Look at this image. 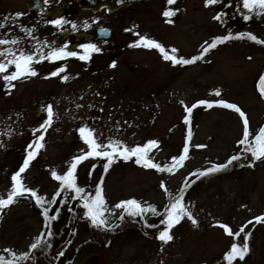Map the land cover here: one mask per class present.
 Here are the masks:
<instances>
[{"label":"rangeland","instance_id":"rangeland-1","mask_svg":"<svg viewBox=\"0 0 264 264\" xmlns=\"http://www.w3.org/2000/svg\"><path fill=\"white\" fill-rule=\"evenodd\" d=\"M146 9L149 20L157 19L153 5ZM216 11L189 9L179 22L180 41L173 42L168 38L165 41L167 47L180 49L177 53L185 55L196 52L195 57L202 55L204 44L212 39L211 33L221 34L222 37L228 35L221 23L224 15ZM216 16L220 17L221 22L214 19ZM193 22L197 24L196 29H192ZM246 23L244 42L225 41L218 44L210 57L203 54V59L195 65L180 68L172 61L153 59L141 50L135 51L131 58L133 84L127 91L120 85L113 89H85L81 87V80L53 91L57 102L55 108L63 116H57L45 135L43 147L39 148L35 159L22 173L23 185L33 186L44 200H50L61 189V182L54 179L52 173L65 175L73 159L90 150L85 136L77 138V122L72 120L78 116L82 105L87 108L95 99L108 98L110 103H130L127 106L130 109L128 132L124 135L118 133L115 127L121 125L120 129H123L124 117L111 127L112 133L110 130L99 131L109 121L107 117L97 115L96 121L87 123L86 127L94 133L97 143L108 145L110 141L118 142L132 149L156 141L158 147L150 149L147 157L161 168L171 167L173 158L181 156L185 146L189 148L188 158L172 172L146 168L132 158L125 161L119 157L114 159L107 171L99 164L91 168V163L97 157L86 159L77 166L76 186L86 188L91 179L92 185L88 189L92 190V200L102 187L105 202L103 215H108L104 217L105 220L119 213L120 208L116 206L121 202L136 199L146 208L156 210L155 213L144 214L149 222L158 227V233L155 237L151 234L147 237L133 228L127 234L118 235L112 244L101 242L100 245L90 246L93 228L85 229L86 250L77 257L76 264H227L225 254L234 242L243 244L244 234L234 239L219 227L221 224L231 228L233 233L247 225L245 233L251 232L247 241L250 249L248 255L243 261L237 259L233 264H264V222L256 223L257 217L264 216V159L255 160L253 156L247 159L246 166L230 175L209 174L206 175L209 177L207 180H196L183 198L192 219L185 217L171 228V241L164 243L158 239L160 232L167 227L161 221L163 217L166 219L168 206L175 202L178 189L186 187L193 179L192 174L197 170L212 168L216 163L222 165L231 159L232 154L245 147L239 143L244 135L242 118L231 109L216 106L217 102L223 100L235 104L246 114L251 133L249 140L264 127V94L257 87L264 71V47L247 36L251 33L258 35L259 24L254 21L253 15L246 19ZM216 38L221 36L212 41ZM141 75L148 80L141 79ZM261 85L264 88V80ZM217 91L219 95H216ZM42 94L44 96L43 90L38 94L39 101L43 98ZM13 95L14 90L5 91V98ZM190 101L193 104L187 105ZM200 101H209L214 106L193 108L191 139L187 140L189 123H185L188 115L186 109ZM66 106L70 108L68 113L64 111ZM121 113L125 114L124 110ZM106 114L109 116L111 112ZM10 116L12 113L5 115V121H0V129H3L0 131V199L13 189V181L8 177L13 170L10 164L21 156L24 160L23 142L30 139L26 134L17 135L22 122H18L11 133L5 131ZM43 122L44 119H38L37 125ZM175 124L179 125L178 129L171 132ZM95 125H99V129ZM168 133L170 137L166 136ZM103 177L107 180H103ZM68 193L77 192L69 189ZM110 205L112 208H109ZM11 213L12 217L20 219L21 229L16 234L7 233L9 224L3 226L0 246H19L23 252L32 237L41 235L46 218L24 200ZM60 218L66 221L63 215ZM193 219L196 224L192 223ZM249 221L252 223L249 224ZM81 238L79 236L77 240Z\"/></svg>","mask_w":264,"mask_h":264},{"label":"flooded vegetation","instance_id":"flooded-vegetation-1","mask_svg":"<svg viewBox=\"0 0 264 264\" xmlns=\"http://www.w3.org/2000/svg\"><path fill=\"white\" fill-rule=\"evenodd\" d=\"M243 4L244 0H218L214 4H207V0H175V3L171 4L168 0H154V3L152 0H127L125 2L119 0H92V4L82 3L81 0H0V22H3V27H0V40L9 41V43L0 44V51L5 52L4 56H0V63L7 64L9 60L19 56L21 52L31 54L35 58L31 68L37 73L36 76H25L19 80L11 81L14 87H8V82L3 79V76L15 72V66L10 65L7 72L0 73V121H5V115L12 113V117L10 116L7 119L8 123L5 126V131L11 133L14 131L15 125L22 122L17 135L26 134L30 138L29 141L23 142L24 160L21 156L19 159L16 158V161L14 160V165L10 164V169L13 170L8 177L12 179L13 175L22 167L28 152L31 151L29 145L38 135L37 130L48 120V106L52 107V123L48 126L40 143H44L45 135L57 116H63V113H57L55 108V103H57L53 96L55 89L67 88L69 83L81 80L83 83L81 87L85 89H113L120 85L123 87L122 89L127 91L133 84L131 58L135 51L141 50L147 57L165 60L158 49L135 47L133 45L138 43L142 37H147L160 43L171 55V47H167L165 41H168V38H171L173 42L180 41L179 22L187 15L189 9H216L219 14L224 15V21L221 22L220 19L219 21L223 24L225 33L228 34L225 37H233L226 42H244L245 24H247L245 17L250 15L247 14L249 9L244 8ZM150 5H153L156 13L157 19L155 20L148 19L146 8ZM165 11H173L175 15L165 17L163 15ZM252 12L255 13V16H253L254 21L259 24L258 35L254 33V36L260 41H264V10L256 8ZM18 13L23 15L17 17L16 14ZM5 18L8 19L5 20ZM58 20L62 21L59 25L55 23ZM169 20H171V23L168 22ZM192 25V29H196L197 24L193 22ZM126 29L131 31H126ZM242 34L243 38H241ZM210 36L212 39L217 36L222 37L221 34L216 35L215 33H211ZM212 39H208L206 42L210 43ZM13 40L17 43H10ZM207 43L204 44L205 47H207ZM89 45H95L99 52L90 53V59H80V56L89 55L86 47ZM60 48H64L66 52H74L76 55L60 60L41 59L42 55L48 56L52 51ZM215 50L208 51L204 54L205 57H210ZM177 51L181 50L177 49ZM9 53L15 54V56ZM195 54L197 52L187 55L175 53L177 58L184 59H192ZM35 60H40V62L37 63ZM113 63H115V67L111 66ZM177 65L181 68L195 64ZM61 68L64 71H59ZM54 72H59V75H53ZM64 76H67L68 79L64 80ZM141 79L148 80L145 75H141ZM189 80L191 82V76ZM6 90H14V95L5 98ZM42 90L44 96L42 94L43 98L39 101L37 97L39 92L42 93ZM124 101L129 100L124 99ZM192 104V101H190L187 105ZM128 105L130 103L127 105L117 101L110 103L108 98L95 99L88 104L87 108L82 105L78 116H75L72 120L77 122V138L86 136V133L82 135L79 130L82 128L87 129V123L96 121L97 115L107 117V120H109L104 129L99 125H95L97 129L100 127L99 131L108 132L110 130V133H112L111 127L116 121L124 117L123 129H120L121 125H115V127L118 133H127L128 112L130 111L127 108ZM120 107V112H117ZM69 110V106L64 109L66 113ZM122 110L125 114L121 113ZM108 111L111 112L109 116L106 114ZM38 119H44V122L37 125ZM192 121L193 114L191 113L188 126L190 131ZM2 130L0 129V131ZM166 136L170 137V134L168 133ZM119 144L124 146L122 143ZM101 150L111 151L110 148H102ZM118 157H114V159ZM132 159L136 160V157ZM249 159H252V157ZM242 160L247 162L244 157H242ZM94 162L91 163L93 164L91 168L99 164L105 169L107 159L97 157ZM226 163L228 161L224 162V164ZM198 176L196 175L191 179L186 187L182 186L178 189L175 198L180 196L184 198L186 192L194 186ZM102 179L107 180L105 177ZM60 182L64 195L56 212H52V207L57 194L51 197L50 200H44L40 198L38 191L31 185L24 186L26 189L36 192L38 200L42 201V203H39L42 210L34 209L31 205L30 196L25 194L17 197L13 204L0 212V233L7 223L9 224L7 233L16 234L20 231V219L12 217L11 211H15V207L23 200L29 203L33 210L46 218L44 225L41 227V235L32 237L28 247L23 252L19 246L13 245L12 247L11 244L5 247L0 246V256H3L6 261L14 260V264H76V261L78 263L77 257L86 250V237H83L86 234L85 229L93 228V232L91 231L93 242L90 238V246H96L97 243L100 245L101 236L98 237V235L101 234L103 229L113 232L110 237L112 239L111 244L118 235H124L128 230L132 231L133 228L148 237L146 234H149L150 228L146 225V222L151 225L155 231L154 234L157 235L158 227H155L146 219L145 212L142 215H130L125 208H120L119 213L114 218L110 217L108 221H105L103 226L92 225L91 220L86 216L87 208L84 206L86 199L89 203L92 201V190L91 188L88 189L92 185V180L90 179L87 183V189L80 188L82 189L80 193L73 194L68 193L71 188L63 187L62 181ZM78 186L81 185L78 184ZM61 189L58 193L61 192ZM8 195L2 197V199H6ZM136 201L141 207L146 208L140 201ZM109 208H112V206L110 205ZM46 210L47 216L43 214ZM61 215L64 216L66 221L61 220ZM103 217H108V215H103ZM163 219L165 220V217ZM79 236H82V238L77 240ZM33 244H38V246L33 249L31 247ZM61 253L63 254L61 255ZM20 257H26V259H20Z\"/></svg>","mask_w":264,"mask_h":264},{"label":"snow or ice","instance_id":"snow-or-ice-1","mask_svg":"<svg viewBox=\"0 0 264 264\" xmlns=\"http://www.w3.org/2000/svg\"><path fill=\"white\" fill-rule=\"evenodd\" d=\"M123 2V0H121ZM168 2L175 3V0H168ZM218 0H207V4H214L217 3ZM243 7L246 9H249V11H252L256 8H259L261 10H264V0H244ZM17 17L20 15H23L21 13L16 14ZM165 17H171L175 15V12L173 11H165L163 13ZM249 17H245L247 19ZM8 18H5L7 20ZM214 19L219 20L220 17H214ZM171 23V20L168 21ZM57 25L61 24L62 21H55ZM0 27H3V22H0ZM126 31H131L130 29H126ZM248 38L251 40L256 41L257 43H262L264 44V41H259L257 38L251 34H247ZM233 37L227 36V37H221V38H216L214 41L211 43H207V47H203L202 53L206 54L208 51L211 49H214L217 47L218 44H222L228 39H232ZM243 38V34L242 37ZM9 43V41L6 40H0V44H5ZM10 43H17V41L13 40L10 41ZM133 46L135 47H144V48H152V49H158L162 54L163 58L165 60L172 61L174 64H182V65H189V64H194L198 60L203 59V54L200 56L193 57L192 59H184V58H177L175 53L177 52V49L173 48L171 49V55L164 49V47L154 41L151 40L147 37H142L140 41ZM87 51L89 52V55H83L80 56L79 58L82 60H87L90 59V53L92 52H99V49L95 45H89L86 46ZM13 56L15 54L9 53ZM5 52L0 51V56H4ZM76 53L74 52H66L64 48H60L59 50H54L50 53L48 56H41V59H52V60H60L64 59L68 56H74ZM34 56L31 54H25L21 52L19 56H16L14 59H11L8 61L7 64L5 63H0V73L7 72L8 67L10 65H14L16 71L12 72L9 75H4L3 79L8 82V87H14V85L11 84V81L14 80H19L25 76L31 77V76H36L37 73L32 70L31 64L34 62ZM35 62L39 63L40 60H35ZM112 67H115V63L111 65ZM59 71H64L63 68H61ZM53 75H59V72H54ZM64 80H67L68 77L64 76ZM262 80H264V77H262ZM261 93L264 94V88H261ZM219 91L216 92V95H219ZM205 106L207 108H212L214 105L213 103L207 102V101H200L198 104L193 105L192 108H187V113L188 116L186 117L185 123L190 122V117L191 113L194 107H199V106ZM219 107H223L226 109H231L238 113L240 117L242 118V122L244 125V135L243 138L239 141L241 145H245L246 147L244 148L245 152L251 153V155L254 157L255 160H260L264 159V127H262L258 133L254 136L253 140H249V136L251 135L249 131V120L246 116V114L235 104L225 102L223 100L217 102V105ZM48 112V120L46 121V125L50 126L52 123V117H53V112H52V107L48 106L47 108ZM42 127H45L42 125ZM39 131V130H37ZM82 135H85L86 142L88 143L90 150L78 157H75L70 165L69 171L61 176L57 175L55 172L52 173L54 179L58 181H62L63 187L75 189L77 193H80L82 189L78 188L76 186V177H75V172L77 166L82 163L84 160L89 159L91 157H101V158H106L107 163L105 165V171L111 166V164L114 162V157H122L125 160L131 159L133 157H136L135 162L137 164H142L146 168H153L157 169L158 171H167V172H172L173 168L176 166H182L183 162L188 158V152L189 148L187 146L184 147L183 149V154L179 158H173L174 163L171 167H165L161 168L159 165L153 163L150 159L147 157V153L150 149L154 147H158L156 141H150L147 145L144 147L137 146L132 149H128L126 146L120 145L118 142H109L108 145H101L97 143L94 133L91 130L88 129H80L79 130ZM188 140L191 139V131L189 130L188 132ZM43 140V136L38 137V140L34 142V144L29 145V148H34L35 151H29L27 158L25 159L22 167L13 175L12 180L14 181V187L8 197L6 199H0V211H2L4 208L9 207L11 204H13L16 200L17 197L23 196L26 192L30 193L32 196H35L36 193L31 191L30 189H26L25 186L22 183L21 175L24 173L27 168L30 165L31 160L35 159V155L39 148L43 147L42 143H39V141ZM198 147H204V146H198ZM102 148H110L111 151H106V150H101ZM122 148V150H120ZM239 156H233L229 161L228 164H231L233 160L239 159ZM228 165H223V166H218V167H213L209 169L206 172H202L199 175L204 176L208 175L211 172H218L221 171L222 168H226ZM63 188L61 189V191ZM59 195V193H57ZM55 201H53L54 203ZM37 203H42V201L38 200ZM104 199L102 195V187L99 188V190L96 193L95 198L89 203L87 199L85 200V207L87 208V213L86 216L91 220L92 225L100 227L105 224V220L102 218L103 217V210H104ZM116 207L119 208H125L130 215H142L144 212H153L155 213L156 210L152 207L149 208H143L141 205L136 201V200H129V201H124L121 202L119 205ZM45 216L48 215L47 210L43 213ZM185 217L192 219L191 213L187 211L183 204V196L175 198V202L170 204L168 206V210L166 212V219L162 220L161 223L166 224V229L161 231L158 239L164 243H167L173 239L172 235L170 234V230L172 227H174L176 224H179L182 219ZM54 218V217H53ZM123 218V217H121ZM264 222V216L262 217H257L256 218V223H261ZM193 224H196V221L193 219L192 220ZM249 224L252 223V221L248 222ZM219 227L224 228L226 231V234L228 236L234 237V239H238L241 234H244V242L243 244H237L233 243L230 247V250L225 254V259L227 261V264H233L234 261L239 259L240 261H243L245 257L248 255L250 249L248 246V239L251 237V232L245 233V228L247 225H244L243 227L240 228L239 231L233 233L231 228H228L227 226L221 224ZM38 246V244H33L31 247L34 249ZM63 253H61L62 255ZM20 259H26V257H20ZM0 264H14V260L12 261H6L3 256H0Z\"/></svg>","mask_w":264,"mask_h":264},{"label":"trees","instance_id":"trees-1","mask_svg":"<svg viewBox=\"0 0 264 264\" xmlns=\"http://www.w3.org/2000/svg\"><path fill=\"white\" fill-rule=\"evenodd\" d=\"M247 14L248 15H250V16H255V13H253L252 11H248L247 12ZM251 40V39H250ZM257 40H259L258 38H257ZM251 41H254V40H251ZM260 41V40H259ZM256 42V41H255ZM260 47H264V45L261 43L260 45H259ZM246 147V146H245ZM244 147V148H245ZM244 148L242 149V150H240V151H238V152H235L234 154H232V157L233 156H239L240 158L239 159H237V160H233L232 161V163L231 164H228V163H226L228 166L226 167V168H222L221 169V171H218V172H211L210 174L212 175V176H215V175H217V174H220V175H230V174H232L233 172H237V170H239V169H242V166H246V162L245 161H243L242 160V157H244V159L245 160H247V159H249L250 158V156H252L251 155V153H249V152H245L244 151ZM231 157V158H232ZM226 164H224V163H222V165H220V164H215V166L214 167H218V166H223V165H226ZM213 168V167H212ZM209 169H211V168H209ZM209 169H207V168H205V170H197V171H195L193 174H192V176H196V175H199L200 173H202V172H206V171H208ZM209 175V174H208ZM193 177V178H194ZM201 177H203V176H198L197 178H196V180L197 179H202V180H207V178H209V177H206V175H204V177L203 178H201ZM103 219H104V217H103ZM105 220V219H104ZM109 219H106L105 221H108ZM147 224V226L150 228V231H149V234H146V235H152V236H156L155 234H154V230L152 229V227H151V225L148 223V222H146ZM151 223V222H150ZM152 224H154V223H152ZM102 232V236H101V242H103L104 244L105 243H110L111 242V236L113 235V232L112 231H105L104 229L101 231ZM129 232H131L130 230H128V232H126V234L127 233H129Z\"/></svg>","mask_w":264,"mask_h":264},{"label":"water","instance_id":"water-1","mask_svg":"<svg viewBox=\"0 0 264 264\" xmlns=\"http://www.w3.org/2000/svg\"><path fill=\"white\" fill-rule=\"evenodd\" d=\"M109 1H115V0H109ZM119 1H121V0H119ZM125 1H127V0H123V2H125ZM81 2L82 3H87V4H92V0H81ZM262 77H264V72H263V74H262V76H261V78L259 79V81H258V83H257V86H258V89L261 91V82H262ZM44 126L45 127H40L38 130V135H37V137H35V139L32 141V143L30 144V145H32V144H34V142H36L37 140H38V137H40V136H44V134H45V131L47 130V128H48V126L46 125V123L44 124ZM178 128V125H175L173 128H172V131L174 132L176 129ZM41 141H39V143H40ZM31 151H35V149L34 148H29ZM34 192V191H33ZM26 195H29L30 196V200H31V205H32V207L34 208V209H36V210H42V208H41V206H40V204L39 203H37V201H38V198H37V195H35V196H32L30 193H25ZM24 194V195H25ZM63 195H64V192L63 191H61V192H59V195H57L56 196V198H55V202L53 203V207H52V212H56V210H57V207H58V205H59V203H60V201L62 200V197H63Z\"/></svg>","mask_w":264,"mask_h":264}]
</instances>
